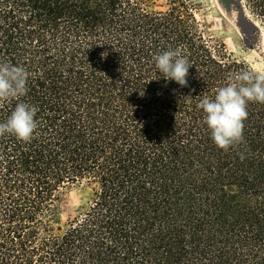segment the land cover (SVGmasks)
<instances>
[{
  "label": "trees",
  "instance_id": "1",
  "mask_svg": "<svg viewBox=\"0 0 264 264\" xmlns=\"http://www.w3.org/2000/svg\"><path fill=\"white\" fill-rule=\"evenodd\" d=\"M166 1L0 0V63L29 73L0 123L38 109L30 142L0 137V264H264V104L248 103L228 151L198 108L263 71L207 33L193 0ZM234 1L264 22V0ZM175 49L187 87L155 67ZM72 187L89 195L62 221Z\"/></svg>",
  "mask_w": 264,
  "mask_h": 264
},
{
  "label": "clouds",
  "instance_id": "2",
  "mask_svg": "<svg viewBox=\"0 0 264 264\" xmlns=\"http://www.w3.org/2000/svg\"><path fill=\"white\" fill-rule=\"evenodd\" d=\"M154 59L156 69L166 81H175L181 88L188 86L192 66L179 49L164 51ZM28 78L29 73L23 67L0 63V105L25 96ZM228 79L227 86L219 88L214 99L204 96L198 104L205 114L212 140L224 151L243 143L248 103L264 104V72L245 71ZM37 111L35 106L17 103L7 121L0 123V137L10 134L19 141L30 142L38 127Z\"/></svg>",
  "mask_w": 264,
  "mask_h": 264
},
{
  "label": "rangeland",
  "instance_id": "3",
  "mask_svg": "<svg viewBox=\"0 0 264 264\" xmlns=\"http://www.w3.org/2000/svg\"><path fill=\"white\" fill-rule=\"evenodd\" d=\"M154 7H165L166 0H149ZM196 16L207 33L226 43L230 51L245 57L264 72V22L231 0L222 5L219 0H193ZM89 190L80 187L64 189L56 203V213L62 221L76 214L87 200Z\"/></svg>",
  "mask_w": 264,
  "mask_h": 264
}]
</instances>
